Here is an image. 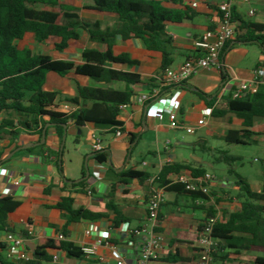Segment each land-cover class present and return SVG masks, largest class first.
Wrapping results in <instances>:
<instances>
[{"label": "crops", "instance_id": "obj_1", "mask_svg": "<svg viewBox=\"0 0 264 264\" xmlns=\"http://www.w3.org/2000/svg\"><path fill=\"white\" fill-rule=\"evenodd\" d=\"M221 1L184 0V4L190 6L194 14L182 23L169 24L166 27L174 45L170 68L179 67L194 55L195 39L207 29L215 27L218 20L217 4ZM195 2L197 5L193 7L192 4ZM63 4L75 8L74 11L81 20L99 23L100 29L115 28L119 24L116 14L88 8L91 0H66ZM232 9L235 16L243 21L264 24V0H252L250 3L235 0ZM250 10L254 12L250 14ZM172 26L174 31L171 30ZM77 32L79 37L70 40L67 47L61 51L54 47V43L60 40L57 37L37 42L34 34L27 33L17 43L20 48H29L34 53L47 54L52 59L76 63L82 61L83 49H103V44L89 39L86 30L78 28ZM27 35L29 42L25 43L23 40ZM113 52L115 55L126 53L131 59L138 61V64L133 66L114 64L113 68L137 73L142 82L147 83V85L133 86L135 94L131 97L130 103L120 110L118 120L122 123L123 134L116 137V130L113 131L111 128H97L92 123L78 127L71 121L67 124L65 134V137L72 136L75 139L83 136L85 141L89 142L88 135L93 131L98 132L102 137L104 149L108 150L107 162H97L91 145L85 147L78 142L75 148L79 156L77 174L75 176L68 174L69 167L66 162L60 173L57 153L61 140L54 128L46 130L44 141H42V132L36 131H21L14 139L8 135H0V197L10 196L20 202L19 206L8 214L7 221L14 228L26 231L30 236V242L35 245V241L39 238H57L58 230L65 225L66 218L55 208V205L63 196L73 198L74 208H86L101 214L93 220L83 219L70 223L67 226L69 234L65 238L77 247L96 245V255L91 257L84 255L82 259H75L68 257L65 252L52 250L48 253L53 258L56 257V260L51 264H118L120 260H125L128 264H136L139 249L149 236L148 230H142L149 228L151 224L147 219L146 208L149 191L153 184L159 185L156 177L161 168L166 164L178 162L190 167H201L205 173H209L205 167L208 160L189 153L197 149L203 152H217L220 155L219 159L222 155L221 151L238 158L237 160L241 159L240 154L230 152L234 144L241 143L229 142L226 135L229 129H241L243 119L233 113L214 116L211 112L212 108L196 93V90L214 96L213 107L224 108L232 90L242 81L252 80V72L256 69L264 70V54L256 44H242L235 41V38L226 43L220 54V61L227 75L225 83L222 84L220 69L204 68L154 98V100L169 98L179 91L177 118L184 125H196L197 120L205 116L206 124L198 127L193 133L195 139L185 141L183 137L180 138L181 140L176 137L174 143L161 138L162 133L171 129L167 115L165 114L163 119H158L155 114L148 111L149 103L142 105L136 100L139 95L150 93L163 76L164 72H161L160 68L161 53L149 51L141 39L133 37L128 39L117 37ZM77 84L91 87L108 86L117 90L126 88L123 82L101 84L73 72L66 76L49 72L45 88L59 92L54 103L57 107L63 102H69L65 100L66 97L77 96ZM259 85L264 87V74L260 78ZM2 118L3 113L0 112V123ZM200 128H204V131L198 132ZM251 130L254 133L244 136L243 141H247L246 137H248L250 140L261 141L264 144V134H259L264 130V118L254 117ZM148 132L154 133L156 150L149 149L148 152L153 156V160L142 161L141 167H138L131 162L130 157L133 148L142 139L143 134L141 136L140 134ZM132 137L136 139L131 143ZM11 153L13 154L9 156ZM130 168L147 172L149 178L142 184L137 179L120 175L122 170ZM82 169L86 173L82 185H71L67 180L81 179ZM238 174L247 181L253 191L262 190L264 185L262 172L250 171ZM14 181L18 183L15 184ZM237 190L234 175L221 180L214 178L210 187V196L200 203L192 201L188 194L164 190V201L155 227V232L161 234L163 240L153 256L152 264H198L197 237L200 224L206 217L205 208L209 205H213L214 208L221 206L224 209L221 217L237 210L239 207L235 198ZM217 199L221 201L217 203ZM123 224H126L125 228L122 227ZM88 230L89 234L86 233ZM5 234L6 232L0 230V242L4 244ZM100 235H103V239L98 243ZM29 248L31 250V247ZM254 248L252 246L243 253L252 256L264 255ZM1 254L3 259L8 260L5 251H1ZM216 263L250 264L246 257L226 258L222 263L221 261Z\"/></svg>", "mask_w": 264, "mask_h": 264}, {"label": "trees", "instance_id": "obj_2", "mask_svg": "<svg viewBox=\"0 0 264 264\" xmlns=\"http://www.w3.org/2000/svg\"><path fill=\"white\" fill-rule=\"evenodd\" d=\"M88 8L114 13L119 24L115 28L100 29L99 23H88L80 19L75 8L60 3L59 0H0V112L3 118L0 123V135L16 138L21 131H36L41 133L44 127L54 128L61 140L57 153V166L62 172V151L64 137L69 121L82 127L92 123L97 128H111L115 131L122 128L118 120L120 105H127L135 94L133 86L146 84L139 74L113 68L114 64H138L128 54L115 55L113 46L116 38H139L149 51H158L162 55L161 72L172 64L174 52L173 39L167 33L169 24H179L191 18L194 14L184 0H91ZM237 30L235 41L242 44H256L264 54V24L243 21L235 16ZM61 17V20H60ZM78 28L86 30L89 39L103 44V49L85 48L81 53V62L52 59L47 54L34 53L29 48H20L18 41L27 33L34 34L37 42L50 37L60 40L54 43L55 49H65L70 40L79 37ZM211 29V28H210ZM54 72L66 76L73 72L76 75L87 76L101 83L118 81L126 85L124 90L112 87H91L77 84V96L66 97L65 100L77 105L72 113L57 110L55 100L59 92L47 90L45 83L47 74ZM222 84L227 75L220 69ZM260 83V82H259ZM258 83L255 93L242 94L237 98H227L224 108L213 107L214 96L206 95L199 90L196 93L205 99L212 108L214 116L233 113L243 119L241 129H229L226 138L232 143H244L243 137L253 134L251 130L254 117L264 118V87ZM155 86H158L155 85ZM164 87L160 94L170 88ZM89 102V104H88ZM264 134V130L259 133ZM136 137L131 138V143ZM220 159L231 163L238 158L221 151ZM99 163L108 161V150L102 149L93 153ZM85 170V165L83 166ZM82 169V178L78 182L72 180L71 185H82L86 177ZM182 170L190 171L193 175H201L205 170L201 167L174 162L164 165L158 173V183L168 191L188 194L192 201L196 198L207 200L208 195L201 192L187 191L182 185L171 183V176ZM229 172L235 177L238 187L235 198L239 207L226 216L217 218L212 227V237L216 245L212 249L215 262L228 258L241 259L246 257L250 264H264V255H245L250 247H264V185L260 192L253 191L247 181L232 168ZM121 176L137 179L144 183L149 174L136 169H124ZM221 199H217L219 203ZM20 202L10 196L0 197V230L6 233H16L30 239L29 234L16 229L8 223V214L14 211ZM55 208L65 216V225L58 230L64 239L39 238L35 241L30 256L24 260H6L1 251L6 243L0 242V264H51L53 257L48 251H62L70 258L82 259L84 254L81 247L75 246L65 238L69 234L67 226L72 222L83 219L93 220L101 214L86 208H74L73 198L63 196ZM205 219L215 217V208L209 205L205 208ZM217 264V263H216Z\"/></svg>", "mask_w": 264, "mask_h": 264}, {"label": "built area", "instance_id": "obj_3", "mask_svg": "<svg viewBox=\"0 0 264 264\" xmlns=\"http://www.w3.org/2000/svg\"><path fill=\"white\" fill-rule=\"evenodd\" d=\"M235 0H222L217 4L218 20L214 28L204 31L193 43L194 55L184 61L177 68H167L163 72V76L159 80L158 86H156L150 93H143L137 97V102L147 105L149 112L155 114L158 119H163L166 114L169 120V127L171 129H183L189 134H193L196 129L206 124L205 116L199 118L196 125H184L177 118V97L180 94L176 91L175 94L169 98H154L161 92L164 87H170L176 84L182 83L193 73L200 69L215 67L221 69L223 63L220 61V54L224 49L226 43L236 36V30L238 22L233 16L232 5ZM244 3H250L252 0H241ZM196 7L197 3L192 4ZM254 10H250L252 14ZM253 73V79L249 81H242L237 88L231 91L230 98L240 97L242 94L255 93L258 89V83L261 76L264 74V70L261 68L256 69ZM154 100V101H153ZM127 105H120L122 110ZM57 110L63 113H72L76 110L77 105L71 102H63L59 104ZM123 133L121 128L118 127L115 132V136L119 137ZM91 148L94 152L104 149L103 140L101 135L93 131L88 135ZM1 171V170H0ZM158 179V177H156ZM154 181V179H152ZM214 181V177L210 173H203L201 175H193L190 171L182 170L175 174L171 178V183L182 185L187 191L201 192L210 196V187ZM17 184V181H14ZM163 186L152 185L149 191L148 200L146 203L147 219L150 221L149 228L142 230H148V237L142 243L136 264H152V259L157 251L163 238L162 235L155 232V227L158 223L159 212L161 205L164 201ZM90 193V190H88ZM202 199L196 198L195 202L200 203ZM217 217L207 218L200 224L198 230V245H199V261L198 264H216L212 255V249L216 245V239L212 237V227ZM126 224L122 227L125 228ZM87 234L90 231H86ZM58 239H64L62 233H57ZM103 235L99 236L98 243H101ZM30 239L23 237L16 233L5 234V255L8 260H24L29 257ZM264 252V247L262 248ZM83 254L87 257L96 255V245H84L81 247ZM56 260V257L53 258ZM118 264H128L125 260H120Z\"/></svg>", "mask_w": 264, "mask_h": 264}, {"label": "rangeland", "instance_id": "obj_4", "mask_svg": "<svg viewBox=\"0 0 264 264\" xmlns=\"http://www.w3.org/2000/svg\"><path fill=\"white\" fill-rule=\"evenodd\" d=\"M66 0H61L60 3ZM61 20V17H60ZM171 30L174 31V27L172 26ZM28 35L25 37L23 42L28 43ZM204 128H200L198 132H203ZM143 134V135H142ZM142 139H140L138 145L133 148L130 160L133 164L138 167H141L142 161H151L153 160V156L148 152L149 149L156 150V145L154 143L155 136L153 132L141 133ZM184 138L185 141H192L195 139V135L187 133L185 130H168L162 133L161 138L163 140H169L174 143L175 138ZM247 141L241 144H234L232 146V151L234 153H238L241 155V159L235 160L229 165V163L225 162L222 159H219V154L217 152H203L199 149L196 151H190V154H195L196 156L202 158L203 160H208L207 165L205 166L209 173L216 179H225L231 178L233 175L229 172V169L232 168L234 171L240 172H262L264 174V144L261 141H253L246 137ZM181 140V139H180ZM64 150L62 154V169L66 165H68L69 170L68 174H73L75 176L78 170V162L79 156L75 152V148L80 142L82 146L88 147L89 142L85 141L83 136H79L78 138H73L72 136L65 137L64 140ZM90 147V146H89ZM216 158V160H214ZM218 158V159H217ZM241 166L243 168H241ZM72 176V175H71ZM218 191V189H217ZM215 191V192H217ZM216 205V204H215ZM224 209L221 206L215 208V216L220 218L222 215V211ZM255 251H258L261 254H264L263 249L261 247H255Z\"/></svg>", "mask_w": 264, "mask_h": 264}, {"label": "water", "instance_id": "obj_5", "mask_svg": "<svg viewBox=\"0 0 264 264\" xmlns=\"http://www.w3.org/2000/svg\"><path fill=\"white\" fill-rule=\"evenodd\" d=\"M46 128H47V127H44L43 130H42V137H43L42 141H44V139H45ZM64 140H65V137H64ZM28 146H29V145H26V147H28ZM12 154H13V153H11L9 156H11ZM79 180H81V179H79ZM79 180H76V182H78ZM28 246L31 247V250L34 249V244H33L32 242H29V243H28Z\"/></svg>", "mask_w": 264, "mask_h": 264}]
</instances>
